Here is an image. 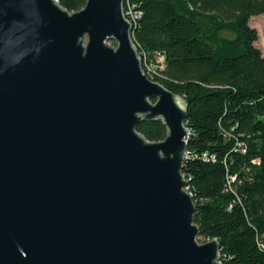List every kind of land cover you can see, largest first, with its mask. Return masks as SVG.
Returning <instances> with one entry per match:
<instances>
[{
    "label": "water",
    "instance_id": "water-1",
    "mask_svg": "<svg viewBox=\"0 0 264 264\" xmlns=\"http://www.w3.org/2000/svg\"><path fill=\"white\" fill-rule=\"evenodd\" d=\"M123 3L0 0V264H220L184 190L186 104L143 74ZM158 120L163 140L136 131Z\"/></svg>",
    "mask_w": 264,
    "mask_h": 264
},
{
    "label": "trees",
    "instance_id": "trees-1",
    "mask_svg": "<svg viewBox=\"0 0 264 264\" xmlns=\"http://www.w3.org/2000/svg\"><path fill=\"white\" fill-rule=\"evenodd\" d=\"M85 2L58 0L69 13ZM126 2L141 13L131 38L157 66L152 80L186 104L181 174L198 237L216 239L220 264H264V56L248 24L264 14V0ZM136 131L150 142L166 136L161 120Z\"/></svg>",
    "mask_w": 264,
    "mask_h": 264
},
{
    "label": "built area",
    "instance_id": "built-area-1",
    "mask_svg": "<svg viewBox=\"0 0 264 264\" xmlns=\"http://www.w3.org/2000/svg\"><path fill=\"white\" fill-rule=\"evenodd\" d=\"M123 12H124L126 20H128L129 23L132 25V27H134V25L136 24V21L140 17L141 13L138 12L137 10H135L134 6L129 4L128 2L125 3V7H124V3H123ZM138 55H139V58H140V61H141V68H142L143 74L148 79L152 80V76L155 74V69H156L157 66L156 65H152V64H148L144 55H140L139 53H138ZM163 63H164V56L162 54L158 53L157 54L158 68L161 69L163 67ZM186 154H187V151H186ZM187 156H188V154L186 155V158H187ZM184 190L187 191L188 193H190L187 190L186 185L184 187Z\"/></svg>",
    "mask_w": 264,
    "mask_h": 264
},
{
    "label": "rangeland",
    "instance_id": "rangeland-1",
    "mask_svg": "<svg viewBox=\"0 0 264 264\" xmlns=\"http://www.w3.org/2000/svg\"><path fill=\"white\" fill-rule=\"evenodd\" d=\"M249 26L256 29L257 31V40L254 43L255 47H257L262 55L264 56V14L263 15H258V16H253L250 18L249 20ZM86 41V38H84V43ZM109 44H111L112 46H115V42L114 41H108ZM196 241L201 244L204 243L203 239H201L200 237H196Z\"/></svg>",
    "mask_w": 264,
    "mask_h": 264
}]
</instances>
